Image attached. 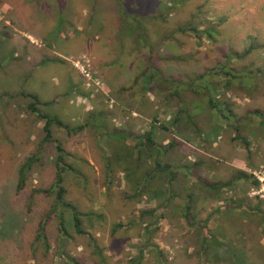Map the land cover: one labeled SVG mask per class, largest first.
Segmentation results:
<instances>
[{"label":"rangeland","instance_id":"obj_1","mask_svg":"<svg viewBox=\"0 0 264 264\" xmlns=\"http://www.w3.org/2000/svg\"><path fill=\"white\" fill-rule=\"evenodd\" d=\"M0 264H264V0H0Z\"/></svg>","mask_w":264,"mask_h":264},{"label":"trees","instance_id":"obj_2","mask_svg":"<svg viewBox=\"0 0 264 264\" xmlns=\"http://www.w3.org/2000/svg\"><path fill=\"white\" fill-rule=\"evenodd\" d=\"M192 31H194V32H196L194 29L192 30ZM181 32L182 33H188L189 32V29L188 28H183V29H181ZM35 100H36V98L35 97H33ZM37 101V100H36ZM31 109L33 110V111H37L36 110V106H35V103L34 104H32L31 105ZM46 118V126H45V132H46V142H52L53 141V139H52V132H51V127H52V125H54V124H56V125H58L59 127H63V128H65L64 127V125L59 121V120H57V119H52V118H48V116H46L45 117ZM67 130H68V128H67ZM147 139V143H151V138L150 137H147L146 138ZM59 149V151H60V153H61V147H59L58 148ZM59 168V167H58ZM60 169V168H59ZM61 173H62V171H61V169H60V171H59V176H58V181H57V183H58V194H57V200L58 201H60V200H62V198H63V196H64V193H65V188L64 187H61L60 185H61V183L63 182V178H62V176H61ZM237 179H239V180H247V179H249V176L246 174V173H244V172H240V174H239V176H238V178ZM215 186V185H214ZM213 186V187H214ZM212 187V186H211ZM73 211H74V220H75V226H76V229H77V231H78V233H83V229H82V216L84 215V214H82L81 212H79L76 208H73Z\"/></svg>","mask_w":264,"mask_h":264}]
</instances>
